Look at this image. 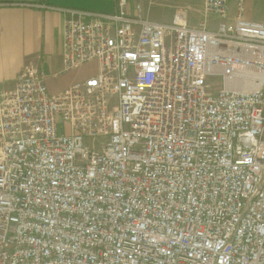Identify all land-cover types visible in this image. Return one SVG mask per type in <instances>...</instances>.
Instances as JSON below:
<instances>
[{
    "label": "built area",
    "instance_id": "obj_1",
    "mask_svg": "<svg viewBox=\"0 0 264 264\" xmlns=\"http://www.w3.org/2000/svg\"><path fill=\"white\" fill-rule=\"evenodd\" d=\"M244 9L216 29L68 11L61 70L0 91V264H264V20Z\"/></svg>",
    "mask_w": 264,
    "mask_h": 264
},
{
    "label": "crops",
    "instance_id": "obj_2",
    "mask_svg": "<svg viewBox=\"0 0 264 264\" xmlns=\"http://www.w3.org/2000/svg\"><path fill=\"white\" fill-rule=\"evenodd\" d=\"M0 0V91L11 89L30 63L53 74L63 67V27L69 10L86 18L120 9L137 20L170 22L182 15L192 27L216 29L221 21L233 24L238 0L229 1L225 16L209 13L205 0ZM244 16L264 20V0H245ZM81 73L50 82L57 93Z\"/></svg>",
    "mask_w": 264,
    "mask_h": 264
},
{
    "label": "rangeland",
    "instance_id": "obj_3",
    "mask_svg": "<svg viewBox=\"0 0 264 264\" xmlns=\"http://www.w3.org/2000/svg\"><path fill=\"white\" fill-rule=\"evenodd\" d=\"M61 125V124H60ZM60 130H61V128H60Z\"/></svg>",
    "mask_w": 264,
    "mask_h": 264
}]
</instances>
